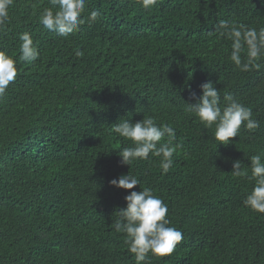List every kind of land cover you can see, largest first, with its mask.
<instances>
[{
  "label": "trees",
  "instance_id": "1",
  "mask_svg": "<svg viewBox=\"0 0 264 264\" xmlns=\"http://www.w3.org/2000/svg\"><path fill=\"white\" fill-rule=\"evenodd\" d=\"M50 0H13L0 51L17 77L0 96V264H136L113 223L130 193L110 181L129 173L168 207L183 234L166 257L147 264H264V213L243 201L255 187L252 156L264 154V57L243 72L219 21L264 27V0H86L82 18L101 15L68 36L40 23ZM53 8V11H57ZM39 57L20 61V35ZM83 52L77 57L76 50ZM244 54L242 53V56ZM212 82L250 108L259 128L243 125L228 145L186 111L192 93ZM151 116L173 127V165L160 157L122 165L133 142L111 130ZM167 137L160 143H166ZM240 161L248 175L232 174Z\"/></svg>",
  "mask_w": 264,
  "mask_h": 264
},
{
  "label": "clouds",
  "instance_id": "2",
  "mask_svg": "<svg viewBox=\"0 0 264 264\" xmlns=\"http://www.w3.org/2000/svg\"><path fill=\"white\" fill-rule=\"evenodd\" d=\"M52 8H46L41 14L40 23L48 30L55 31L60 36L72 34L79 25L86 22H96L101 15L99 11H91L89 16L82 18L86 0H50ZM13 0H0V30L9 20V9ZM156 0H142V6L150 9ZM57 8V11H53ZM217 31L219 35L232 41L230 60L243 72L252 68H259L255 63L258 58L264 57V27L259 30L246 25H230L228 21H219ZM20 61L33 62L39 57L37 48L30 33L20 35ZM242 53L244 54L242 56ZM76 56H83V52L76 50ZM17 61L5 51H0V96L8 89L11 82L17 77ZM202 95L192 93L194 104L186 103V111L194 114L207 128L215 126V140L220 144L228 145L232 139L238 137L242 125L247 130L259 128V122L253 119L250 108L245 107L232 95L224 96L221 104L220 91L212 82L201 85ZM111 130L120 137L133 142L132 147H125L118 153L121 164L131 166L133 161L148 159L149 154L160 157V167L167 173L173 165V154L176 147L172 146L175 139L173 127L167 124L157 125L151 116H145L142 121L131 123L122 120L112 125ZM167 137L166 143H160ZM251 178L255 180V187L243 201L245 206L253 211L264 213V154L251 157ZM232 174L236 177L247 176L240 161L233 163ZM111 186L127 190L130 194L125 197L126 208L118 211V219L112 227L125 234V243L128 250L134 255L136 264H147L148 254L156 257L171 255L176 246L182 241L183 234L174 227L168 226L166 218L168 207L152 192L151 188L142 191H133L140 185V181L130 173L121 175L110 181Z\"/></svg>",
  "mask_w": 264,
  "mask_h": 264
}]
</instances>
